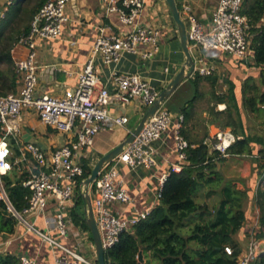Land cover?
Listing matches in <instances>:
<instances>
[{
    "label": "built area",
    "instance_id": "obj_1",
    "mask_svg": "<svg viewBox=\"0 0 264 264\" xmlns=\"http://www.w3.org/2000/svg\"><path fill=\"white\" fill-rule=\"evenodd\" d=\"M70 0H45L33 16L29 29L18 35L15 45L24 46L27 53L14 61L15 71L22 76L18 93L0 95V202L5 213L13 217L23 232L39 237L52 251L54 264H97L80 249L88 240L85 229L74 223L72 211L85 188L83 160L89 159L90 148L97 133L105 129L127 127L129 117L115 109L137 101L142 113L157 98L160 90L136 73L112 71V88L102 83L94 59L100 56L105 63L117 62L125 52L151 56L156 50L158 30L140 25L145 0H102L103 13L114 15L125 30L104 33L103 29L91 46V55L77 74L73 87L62 96L37 93L38 69L37 40L57 39L67 21L66 7ZM243 0H217L208 23L204 24L193 14L191 5L183 2L179 15L184 22L188 46L194 59L193 73L211 74L215 66L207 63L203 54L195 52L221 51L238 60H252L249 21L242 13ZM152 46L141 51V46ZM31 109L41 122L65 135L63 144L49 153L34 143L24 142L22 135V112ZM182 113L174 118L162 104L145 121L143 127L122 151L106 164L89 186L92 212L97 224L104 250L112 247L123 232L130 231L145 219L153 207L135 210L125 215L119 210L122 204L131 202V196L119 168H151L157 163L158 148L155 142L171 128L173 131L178 163L158 178L156 198L170 171H179L187 161V150L193 147L181 133ZM126 134V135H127ZM10 140L18 144L19 155L13 160ZM236 140L229 131L218 130L203 141L210 150L226 157L227 148ZM264 164V158H262ZM16 169L26 173L22 185L28 189L26 205L17 208L9 197L4 176ZM85 215V204L80 206ZM253 227L246 253L238 257L237 264H251L264 250V239L255 236ZM88 232V231H87ZM19 233V232H18ZM19 235V234H18ZM73 238L74 242L69 243ZM68 242V243H67ZM231 254L232 249L225 247ZM19 264H37L27 254L17 255Z\"/></svg>",
    "mask_w": 264,
    "mask_h": 264
},
{
    "label": "crops",
    "instance_id": "obj_2",
    "mask_svg": "<svg viewBox=\"0 0 264 264\" xmlns=\"http://www.w3.org/2000/svg\"><path fill=\"white\" fill-rule=\"evenodd\" d=\"M184 1L191 5L193 14L204 24L208 23L211 11L217 3V0H176L178 8ZM12 2L13 0H0V17L3 16L7 6ZM102 4V0H70L66 7L67 21L64 24L61 36L57 39L37 40V63L39 65L37 93L62 96L66 89L75 85L77 74L90 57L91 46L101 30L103 29L104 33H111L126 29L118 23L114 15L107 16L103 13ZM140 25L155 27L159 32L156 50L151 56L143 58L140 54L125 52L116 63H105L100 56H96L94 59L100 80L109 88L113 86L110 80L111 73L116 70L121 73H136L153 87L161 90L184 64L185 56L178 31L165 0H145V9L141 16ZM152 49L151 45L141 46L142 52ZM10 51L13 64L16 59L23 58L27 53L26 47L15 44ZM201 54H203V58L207 63H212L215 66L211 74L216 78V83L213 86L204 83L199 86L200 90L210 91L214 87L216 93L222 95L229 93L231 84L240 113L238 122L241 121L242 125L237 128L235 133L234 127H221L213 121L215 116L212 115V110L213 113L225 110L229 100L228 103L204 101L202 103L204 105L199 106L201 109L198 107L188 121H184L181 130H184L183 136L187 141L193 143V147L198 145V140L204 141L207 136L214 135L218 130L229 131L236 139L243 137L242 134L250 139L251 151L249 153L228 155L222 161H215L216 171L221 176L220 201L228 197L226 190L228 185L232 189L246 193L242 201L246 220L242 228L234 235L241 248L239 255L241 257L247 251L251 237L250 232L258 223L259 213L254 196L257 184L263 174L258 169V165L261 164L262 160L258 152L261 149L264 150V114H260V110L264 109V106L259 105L256 111H249L243 105L242 86L247 79L255 80L259 84L261 68L252 65L251 60H238L221 51L207 53L197 51L194 56ZM195 74L196 72L192 73L179 84L162 103V107L171 112L174 118L181 113L183 106L195 93L193 82ZM15 83L16 87L13 92L18 93L22 84V76L18 73ZM185 85L189 86V90L186 91L187 96L179 102L178 95L183 92L182 88ZM259 88L264 91V84L259 85ZM208 96L210 97V92ZM174 99L179 102L175 105V108L167 107L166 102ZM115 109L129 117L127 127L134 129L142 113L140 103L132 101L127 105H116ZM231 109L234 111L233 108ZM21 126L22 134L28 132L31 138L40 141L44 147L42 150L47 153L65 141L64 134L41 122L36 112L31 109H25L22 112ZM126 130L123 127H117L97 133L90 148L88 165L92 168L103 154L118 145L125 138ZM21 138L24 142H27L22 135ZM15 145L18 146V144ZM155 145L158 148L155 166L148 169H130L125 165H121L119 168L131 196L130 203L119 206V210L125 215H130L135 210L141 211L155 207L159 202V199L156 198L158 178L160 175L167 173L172 165L178 163L171 128L160 140L155 142ZM240 158H248L249 161L243 163L239 160ZM14 170L7 175H12ZM212 176L215 177V174H212ZM216 195L212 189L203 192L202 196L196 195V199L199 203H206L208 206L213 207L217 204ZM4 214L9 217L5 212ZM86 234L88 240L82 244L80 249L87 257L96 260L95 247L92 238H90L91 234L89 235L87 231ZM70 240L69 243L74 242L73 238ZM0 252L14 255L27 254L34 257L37 264H54V256L58 253V250L52 251L39 237L31 233H25L21 227L15 225L13 234L6 235L0 232ZM142 256L143 264H145L149 257L145 254H142Z\"/></svg>",
    "mask_w": 264,
    "mask_h": 264
},
{
    "label": "trees",
    "instance_id": "obj_3",
    "mask_svg": "<svg viewBox=\"0 0 264 264\" xmlns=\"http://www.w3.org/2000/svg\"><path fill=\"white\" fill-rule=\"evenodd\" d=\"M45 0H13L11 8H7L0 17V95L15 91L17 73L11 57V48L19 34L28 31L30 22ZM178 7V6H177ZM242 13L249 21L250 48L253 52L252 65L261 68L259 84L247 79L242 86L243 105L249 111H256L259 105L264 106V91L259 85L264 84V0H243ZM15 20L24 21L22 28L11 29ZM250 80H252L250 82ZM195 93L182 108L183 122L196 112L204 101L227 102L226 109L215 112L213 121L221 127L232 126L234 132L242 125L239 108L232 85L229 93L219 94L212 87L210 91H202L199 86L216 83V78L209 75L194 76ZM210 92V97L208 93ZM233 108L234 111L231 109ZM199 109H201L199 107ZM1 132V131H0ZM182 135L184 130H181ZM242 133V131H241ZM228 148L229 155L245 154L250 150V139L242 134ZM189 144H193L188 141ZM195 143V142H194ZM14 153L12 160L19 155L18 146L10 140ZM210 149L198 140L196 147L187 150V161L179 171H170L163 183L159 202L152 208L149 215L140 220L132 230L119 235L118 241L105 250V264H137L138 254L142 252L149 257L145 264H237L241 248L234 238L245 220L242 207L245 192L227 186L228 197L223 198L213 207L196 200L195 191L206 185L221 181L216 171L215 161L225 157ZM260 159L264 158V150L258 152ZM84 177H87L91 167L83 160ZM263 172L255 189L254 201L258 208V223L255 236L264 239V164L258 165ZM215 174V177L212 176ZM26 173L16 169L12 175H5L4 181L10 199L17 208L26 205L25 196L28 189L22 185ZM212 192V191H211ZM83 200L79 198L77 203ZM5 209L0 202V232L13 234L16 221L11 216H5ZM82 209L78 204L72 211L75 224L90 231L84 222ZM91 238V235H90ZM232 249L226 253L225 247ZM0 264H19L17 255L0 252ZM252 264H264V254H259Z\"/></svg>",
    "mask_w": 264,
    "mask_h": 264
},
{
    "label": "water",
    "instance_id": "obj_4",
    "mask_svg": "<svg viewBox=\"0 0 264 264\" xmlns=\"http://www.w3.org/2000/svg\"><path fill=\"white\" fill-rule=\"evenodd\" d=\"M165 1L168 5L170 14L178 31L181 47L185 56L184 64L180 68V70L175 74V76L168 82V84L160 90L157 98L145 109L134 129H132V131L129 134H127L125 138L118 145H116L114 148L103 154L98 159V161L93 165L88 176L85 177L82 181V184L84 185L85 188V195L82 200L86 207L84 222L91 234V238L95 247L97 264H105L104 262L105 250L103 248L101 242V236L91 208L90 197H89L90 184L97 178L102 168L106 164H108L112 160V158L118 155L122 151L123 147L127 143H129L136 134L139 133L145 121L170 96V94L179 86V84H181L186 78H188L193 73L194 59L192 57V54L188 46L185 25L179 15V10L177 7L176 0H165ZM22 137L25 141L34 143L37 146H39L41 149H44L42 143L37 139L31 138L28 132L23 133ZM209 152L212 153V150H210ZM260 254H264V250ZM143 262L144 260H143L142 252H139L137 264H143Z\"/></svg>",
    "mask_w": 264,
    "mask_h": 264
},
{
    "label": "rangeland",
    "instance_id": "obj_5",
    "mask_svg": "<svg viewBox=\"0 0 264 264\" xmlns=\"http://www.w3.org/2000/svg\"><path fill=\"white\" fill-rule=\"evenodd\" d=\"M11 8V6L10 5H8L7 6V8ZM24 25V21H19V20H15V21H13L12 23H11V29H13L14 28V30L15 29H17V28H22V26ZM194 89V88H193ZM182 90H183V92L180 94V95H178V98L177 99H179L178 101L180 102L183 98H185L186 96H187V93H186V91L187 90H189V86H186L185 85V87H183L182 88ZM194 91V90H193ZM177 100H170L169 102H166V106L167 107H169V108H171V109H174L175 108V105L177 104V103H179ZM260 114H264V109H261L260 110ZM139 116V115H138ZM263 119H264V117H263ZM239 160H241L243 163L244 162H248L249 161V159L248 158H240ZM262 161L263 160H261V163H262ZM220 180L218 181V182H214V183H210V184H206V185H204L203 187H200V188H198L196 191H195V196L196 195H200V196H202L203 195V192H205V191H209V190H214L215 191V194H217L216 195V198H215V200L217 201L216 203H218L219 201H220V199H221V195H220V193H219V188L221 187V185H220ZM197 198V197H196ZM197 200V199H196ZM247 201V200H246ZM215 203V204H216ZM246 203V202H245ZM211 204H213V202H211ZM82 205V201H80V202H78V206H81ZM257 226V225H256ZM263 248H264V245L262 246ZM252 264V263H251Z\"/></svg>",
    "mask_w": 264,
    "mask_h": 264
}]
</instances>
